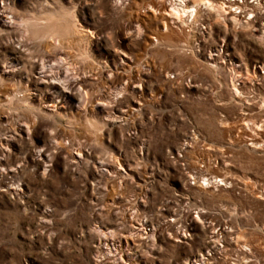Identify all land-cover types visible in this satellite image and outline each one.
<instances>
[{
    "label": "rangeland",
    "instance_id": "obj_1",
    "mask_svg": "<svg viewBox=\"0 0 264 264\" xmlns=\"http://www.w3.org/2000/svg\"><path fill=\"white\" fill-rule=\"evenodd\" d=\"M190 1L0 0V264H264V8Z\"/></svg>",
    "mask_w": 264,
    "mask_h": 264
},
{
    "label": "bare ground",
    "instance_id": "obj_2",
    "mask_svg": "<svg viewBox=\"0 0 264 264\" xmlns=\"http://www.w3.org/2000/svg\"><path fill=\"white\" fill-rule=\"evenodd\" d=\"M187 1H190V0H174V2L171 3L170 10H168L169 14L172 15L174 18L180 19V20L184 17V15H187L188 17L190 16V17L194 18L196 11L198 10L197 6L195 5V3L194 4H187L186 3ZM190 3H193V1H190ZM204 5L207 7H212L214 9H218L219 11H224L227 17L234 19L236 21H241L244 19L248 20L249 18L247 16H248L249 12H257V10L259 12V11H261L260 9L264 8V7H262L263 3L259 2L258 0H220V2H216V3L213 2L212 0H206L204 2ZM7 18L10 20H13L14 16L13 15L8 16ZM192 18H190V19H192ZM254 18H257V15ZM6 22L8 23L10 21L6 20ZM252 22H253L252 24H254V26H257L256 20L252 21ZM258 29L262 30V32L264 33V22L261 24L259 23ZM61 63L63 64L62 61H61ZM52 65H53V67L59 66L58 64H54V63H52ZM42 73H45L44 68L42 69ZM66 78H67V76H66ZM67 84H69V82L65 83V86L62 85L63 89H60V91H62L63 95L67 94V92H68V90L66 89V87H68ZM190 137L196 138L195 135L190 136ZM193 174H196V172ZM195 179H197L196 176H195ZM201 180H202V178H200L199 181H201ZM204 180H207V183H209L208 184L209 186H211V184H216L218 186L219 181L223 182V183H221V185L224 184L223 179L222 178L219 179V177H216V178L209 177V178H204ZM186 225L189 229L188 231L190 232L191 228H192L191 225H188V224H186ZM153 229H156V228H153ZM177 230H178V235H179V238L181 239V241L186 242L187 240H185V239L187 237V234H185V235L183 234L186 232V229H177ZM181 232H183V233H181ZM177 241H179V240H177ZM209 255H211V256L209 257ZM200 256L201 257L198 258V261L200 262V264H207L209 261H212L211 260L212 259V252H210L209 250H207L204 253H201ZM209 258H211V259L209 260ZM195 261H196V259H195ZM189 263L190 262H187V264H189Z\"/></svg>",
    "mask_w": 264,
    "mask_h": 264
},
{
    "label": "built area",
    "instance_id": "obj_3",
    "mask_svg": "<svg viewBox=\"0 0 264 264\" xmlns=\"http://www.w3.org/2000/svg\"><path fill=\"white\" fill-rule=\"evenodd\" d=\"M189 264H200V263H199V261H198L197 263H196V261H195V262H192V263H189Z\"/></svg>",
    "mask_w": 264,
    "mask_h": 264
}]
</instances>
